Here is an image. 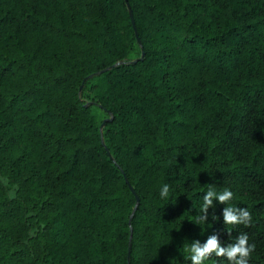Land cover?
<instances>
[{
    "label": "trees",
    "instance_id": "1",
    "mask_svg": "<svg viewBox=\"0 0 264 264\" xmlns=\"http://www.w3.org/2000/svg\"><path fill=\"white\" fill-rule=\"evenodd\" d=\"M210 183L264 264V0H0V264H185Z\"/></svg>",
    "mask_w": 264,
    "mask_h": 264
},
{
    "label": "clouds",
    "instance_id": "2",
    "mask_svg": "<svg viewBox=\"0 0 264 264\" xmlns=\"http://www.w3.org/2000/svg\"><path fill=\"white\" fill-rule=\"evenodd\" d=\"M213 178V174H209ZM198 206L193 208L196 215L191 216L192 223L200 227V234L203 235L211 223L220 221L223 225L228 240L221 242L217 234L208 235L204 242L193 239L188 242L184 240L182 247L178 249L185 264H249V260L255 251V245L249 243V236L246 232H240L236 236L231 235L230 229L236 226L249 227L252 223V215L246 207H237L229 203L233 199V192L224 188L218 191L215 184H207ZM161 201H169L172 196V189L168 183H163L158 192ZM222 204L224 207L219 216L209 214V209H215V204ZM167 264H179L175 257L168 258Z\"/></svg>",
    "mask_w": 264,
    "mask_h": 264
},
{
    "label": "water",
    "instance_id": "3",
    "mask_svg": "<svg viewBox=\"0 0 264 264\" xmlns=\"http://www.w3.org/2000/svg\"><path fill=\"white\" fill-rule=\"evenodd\" d=\"M130 17H131V21H132V25H133V28L135 29V34H136V37H137V40L139 41V38H138V33H137V31H136V28H135V24H134V20H133V16H132V12L130 11ZM118 64V63H117ZM108 68H106L105 70H107ZM105 70H102V71H100V72H103V71H105ZM92 76V74H90V75H88L87 76V78H90ZM133 191V190H132ZM138 202H139V199H138V197L136 196V204H135V208H134V210L136 209V207H137V205H138ZM131 217H132V215H131ZM130 217V218H131ZM130 239H131V233H130ZM130 254V249L128 250V255Z\"/></svg>",
    "mask_w": 264,
    "mask_h": 264
}]
</instances>
